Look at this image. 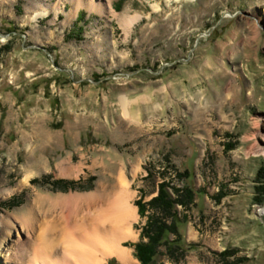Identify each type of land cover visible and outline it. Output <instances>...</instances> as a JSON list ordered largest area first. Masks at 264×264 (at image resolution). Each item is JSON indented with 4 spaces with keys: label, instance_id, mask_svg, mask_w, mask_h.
<instances>
[{
    "label": "rangeland",
    "instance_id": "1",
    "mask_svg": "<svg viewBox=\"0 0 264 264\" xmlns=\"http://www.w3.org/2000/svg\"><path fill=\"white\" fill-rule=\"evenodd\" d=\"M99 1L0 0V231L39 193L111 191L122 172L128 264L164 180L195 188L177 209L194 247L158 264H264V0Z\"/></svg>",
    "mask_w": 264,
    "mask_h": 264
},
{
    "label": "bare ground",
    "instance_id": "2",
    "mask_svg": "<svg viewBox=\"0 0 264 264\" xmlns=\"http://www.w3.org/2000/svg\"><path fill=\"white\" fill-rule=\"evenodd\" d=\"M85 1L92 10L112 9V5L106 6L101 1L75 0L77 4ZM54 8L63 10L59 3ZM48 12V8L37 12L34 19ZM67 14L72 19L76 12L72 9ZM134 19L128 18L127 23L132 24ZM127 102L123 99L125 114ZM62 170L69 175L79 171V167L64 164ZM6 191L10 192L9 189L2 192ZM133 196L122 172L111 191L39 193L37 206L29 205L19 214L2 215L0 264H106L110 257H117L123 264L130 263L132 254L124 242L137 236L134 223L138 212L132 204Z\"/></svg>",
    "mask_w": 264,
    "mask_h": 264
},
{
    "label": "trees",
    "instance_id": "3",
    "mask_svg": "<svg viewBox=\"0 0 264 264\" xmlns=\"http://www.w3.org/2000/svg\"><path fill=\"white\" fill-rule=\"evenodd\" d=\"M179 179L182 175H178ZM185 176V175H184ZM192 174L184 177L185 181L191 179ZM158 195L148 203L139 202L141 213L145 215L149 212L148 219L143 227L141 241L136 244V257L141 264H158L160 254L164 252L166 256L174 261L183 259L192 246L184 236L183 228L189 221V214L181 212L178 206L191 209L195 188L189 183L186 187H178L170 184L168 180L159 183ZM233 251L226 250L220 253L222 263L220 264H241L243 258L227 259Z\"/></svg>",
    "mask_w": 264,
    "mask_h": 264
},
{
    "label": "water",
    "instance_id": "4",
    "mask_svg": "<svg viewBox=\"0 0 264 264\" xmlns=\"http://www.w3.org/2000/svg\"><path fill=\"white\" fill-rule=\"evenodd\" d=\"M0 36H2V34H0Z\"/></svg>",
    "mask_w": 264,
    "mask_h": 264
}]
</instances>
